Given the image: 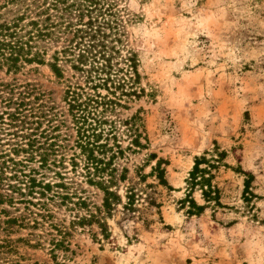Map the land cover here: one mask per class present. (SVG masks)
Returning a JSON list of instances; mask_svg holds the SVG:
<instances>
[{
  "label": "rangeland",
  "instance_id": "1",
  "mask_svg": "<svg viewBox=\"0 0 264 264\" xmlns=\"http://www.w3.org/2000/svg\"><path fill=\"white\" fill-rule=\"evenodd\" d=\"M94 1L120 88L90 72L103 32L79 4L92 3L0 0V41L46 61L8 69L13 50H0V264H264V0ZM216 146L225 207L189 215L195 158ZM91 148L115 157L97 165ZM159 158L172 189L149 175ZM97 182L120 196L110 210Z\"/></svg>",
  "mask_w": 264,
  "mask_h": 264
},
{
  "label": "trees",
  "instance_id": "2",
  "mask_svg": "<svg viewBox=\"0 0 264 264\" xmlns=\"http://www.w3.org/2000/svg\"><path fill=\"white\" fill-rule=\"evenodd\" d=\"M85 1H89L90 3L92 4H95L96 9L94 8H91L92 7V4H90L91 6H88V5H84L83 3L82 4H79V6H82V7H86L85 9L91 13L90 15V20H89V27H96V30L95 32H100V34H102L103 31H100L101 29V24L98 23V18L99 16H103L104 15V11L102 10V8L98 7V4L99 2L98 1H94V0H85ZM108 10V9H106ZM94 12H97V15H92ZM107 25L109 26V22H107ZM7 29H10L8 28V25L5 26ZM10 37H13V33H10L9 34ZM103 39H98L97 42H94L93 45H89V49L85 50V53L87 52L88 54H92V58H93V67L91 69V74L92 72L95 73L96 76H99L100 74L102 73H105L107 75V77H98L99 80H103L101 81L102 85L104 86H108V83L111 82L112 84H115L117 83L118 84V88H120V86H122L121 84V80L122 78L118 79L117 75L115 78H112L113 76V65L111 63V59L109 58H106V53L108 51V49L111 48V46H109L107 44V41H108V37H109V34H106L105 32H103V35H102ZM91 38L92 40H96L97 39V35L96 34H91ZM17 41H13L12 38H10L9 40H3V41H0V50L2 48L6 49V48H10L11 50H13V52H11V54L9 55V57L7 58V60L10 62L9 64V67L8 69L10 68H19V64L23 58V56H25V62H28V63H33V62H37L39 64H45V59L42 57V55L39 53V52H36L34 53L33 56L29 57L30 55H28L29 53L25 52L24 51V45H19V44H16ZM100 47L96 53H99L101 54L100 57H98L97 54H94L93 53V50L96 49V47ZM114 48V47H113ZM16 49V50H14ZM28 55V56H27ZM80 59H82V61L80 59L79 62L81 64H85L87 61H88V58L84 55V54H81L79 56ZM97 59H103L106 63H102V67L101 65H96V63H100V61H98ZM130 61H131V58H130ZM132 62V67L136 69V66L134 65V62L135 61H131ZM95 64V65H94ZM48 65L53 69V71L61 76V69L58 65V61L57 59H55V61L51 62V63H48ZM77 69H80V70H84L82 68V66H78ZM89 72V71H88ZM80 97H82V94H80ZM80 97L78 99H80ZM94 97H99V98H102V99H105L103 97H101V95H95ZM94 97H86L87 100L86 101H82L79 106H85V109L90 106V103L88 102H94L95 104H97L99 106V104H108V102L106 101H102L99 100V99H95ZM89 100V101H88ZM88 101V102H87ZM95 107V106H93ZM98 139V138H97ZM99 140H96V142H98ZM92 145L91 147H95L96 145L99 146L101 144H96V143H92L90 144ZM133 145L136 146V147H143V143L140 141V138H137L135 137V139L133 140ZM98 148H101V147H98ZM104 148V147H102ZM109 150H112L111 148ZM216 156L215 157H212V158H207L206 156H197L195 158V164H194V167L193 169L190 171V175H189V178L187 180V183H188V188H187V194H186V198H184L182 201H181V204L183 205V208H187V213L189 215H199L202 213L203 210H205V208L207 206H211L213 207L214 209H216L217 207H225V205L222 203L221 201V192H220V189L214 185H212V171L211 169L212 168H215L217 167V163L219 162H222L225 157L227 156V153L225 151H219V147L216 146ZM91 151H92V157L93 158V161H96L95 163L97 165H103L104 167L109 165L112 161V159H114L115 157V153H113L111 155V157L109 158V161H105V159L103 158H98V157H95L94 156V148H91ZM122 151L120 150L119 153H121ZM152 156H155V155H152ZM214 156V155H213ZM164 164H167V162L162 159V158H159L156 165L152 166V171L151 173L149 174L150 176H155L157 179H158V182L159 184L167 187V188H170L172 189L171 185L169 184V181L167 179V171H166V167L163 166ZM202 164H206L205 167H202ZM237 171H240L242 173H244L247 178L245 179V188H244V199L245 201L247 202H251L252 201V198L256 197L255 193L252 191V180H253V175H251L250 173H248L247 171H243V169H237ZM96 184V183H94ZM97 184H100L101 186V189H103V191L105 192V197H104V207L107 209V210H110L113 206V200H120V196L114 192V191H111L109 188L107 187H104L103 183L101 182H97ZM37 186H41V185H37ZM200 187V189L202 190V194H203V197L205 198V201L207 204H199L196 199L194 198L193 196V193L195 191V188L196 187ZM44 188L49 190L51 189L50 185L49 184H45L44 185ZM128 205H132L133 204V200L134 199V196L131 194V196H128ZM157 207L160 208V205H157ZM101 224V227H103V224Z\"/></svg>",
  "mask_w": 264,
  "mask_h": 264
}]
</instances>
